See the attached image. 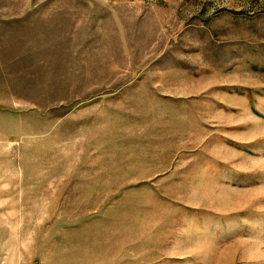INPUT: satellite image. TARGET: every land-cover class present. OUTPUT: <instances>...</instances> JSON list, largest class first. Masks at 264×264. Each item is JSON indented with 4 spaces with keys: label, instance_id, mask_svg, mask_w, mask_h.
I'll return each mask as SVG.
<instances>
[{
    "label": "rangeland",
    "instance_id": "rangeland-1",
    "mask_svg": "<svg viewBox=\"0 0 264 264\" xmlns=\"http://www.w3.org/2000/svg\"><path fill=\"white\" fill-rule=\"evenodd\" d=\"M0 264H264V0H0Z\"/></svg>",
    "mask_w": 264,
    "mask_h": 264
}]
</instances>
